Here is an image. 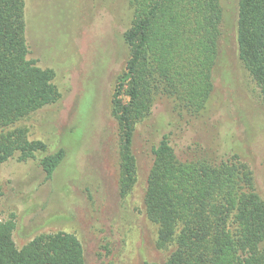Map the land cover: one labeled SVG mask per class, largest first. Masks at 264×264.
<instances>
[{
    "label": "trees",
    "instance_id": "trees-1",
    "mask_svg": "<svg viewBox=\"0 0 264 264\" xmlns=\"http://www.w3.org/2000/svg\"><path fill=\"white\" fill-rule=\"evenodd\" d=\"M221 1L129 0L132 20L123 35L128 59L111 99L122 201L138 180V125L167 101L173 127L152 147L144 196L156 248L165 256L143 264H264V195L242 143L225 135L191 144L196 151L185 157L175 143V130L191 123L186 115L210 109L223 63ZM26 30V1L0 0V163L38 158L51 176L64 149L50 151L19 123L57 102L61 92L55 70L30 57ZM237 40L239 58L264 97V0H238ZM15 228L14 219H0V264H87L75 233H40L18 247Z\"/></svg>",
    "mask_w": 264,
    "mask_h": 264
},
{
    "label": "rangeland",
    "instance_id": "rangeland-1",
    "mask_svg": "<svg viewBox=\"0 0 264 264\" xmlns=\"http://www.w3.org/2000/svg\"><path fill=\"white\" fill-rule=\"evenodd\" d=\"M30 57L55 70L60 99L20 121L30 137L50 151L64 149L51 176L38 158L0 163V219H14L13 238L24 246L40 233L64 230L81 240L87 264H143L162 261L156 226L145 212L144 196L153 163V145L169 132L167 101L156 104L137 127L134 151L138 180L122 201L118 192V136L111 99L128 47L129 0H25ZM221 52L209 112L191 117L176 140L181 157L194 143L228 136L240 141L264 195V97L239 58L238 0H222ZM177 134V133H176ZM178 142V143H177ZM196 145V144H195ZM197 153V152H196Z\"/></svg>",
    "mask_w": 264,
    "mask_h": 264
}]
</instances>
